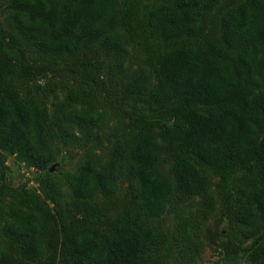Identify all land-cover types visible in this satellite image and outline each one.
<instances>
[{
    "label": "trees",
    "instance_id": "obj_1",
    "mask_svg": "<svg viewBox=\"0 0 264 264\" xmlns=\"http://www.w3.org/2000/svg\"><path fill=\"white\" fill-rule=\"evenodd\" d=\"M221 1L177 0L151 9L147 27L171 45L157 67L158 85L149 93L166 117L150 120L130 139L119 138L108 162L93 154L71 176L81 209L90 208L99 191L114 195L124 173L136 180L114 232L69 219L63 189L47 172L41 187L45 197L27 188L10 193L13 220L0 227V234L18 244L22 259L0 249V264H150V254L163 240L149 227L150 218L166 211L175 188L184 197L208 190L194 159L224 179L238 172L254 175L258 186L237 219L252 225L264 218V0H241L229 9L220 37L180 44L202 35L204 17ZM10 5L9 24L28 45L54 60H69L102 38L106 48L122 50L125 35L118 28L131 26L133 17L118 0H11ZM12 58L0 59V147L47 170L54 161L46 136L48 112L11 89ZM40 69L22 58L18 74L33 77L45 67ZM128 88L148 94L143 81L134 80ZM96 121L100 117L91 109L73 108L61 99L56 103L54 123L62 137ZM154 127L168 141L175 184L159 170L162 147ZM4 195L0 188V217L7 212L1 204ZM261 240L250 254L264 262Z\"/></svg>",
    "mask_w": 264,
    "mask_h": 264
},
{
    "label": "rangeland",
    "instance_id": "obj_2",
    "mask_svg": "<svg viewBox=\"0 0 264 264\" xmlns=\"http://www.w3.org/2000/svg\"><path fill=\"white\" fill-rule=\"evenodd\" d=\"M176 1L118 0L119 7L130 8L133 16L131 26L118 28L125 35L122 50L106 48L102 38L84 46L69 60H54L27 44L8 22L11 0H0V59L5 55L13 57L15 73L10 80L11 89L20 98L35 100L47 109L46 136L54 152L53 163L44 170L0 147V188L5 192L1 204L7 208L5 216L0 217V227L13 220L8 211L12 202L10 193L14 189L27 188L45 197L41 187L49 172L63 189L69 219L82 226L114 232L116 219L130 204L131 187L136 186V180L124 173L114 195L99 191L91 207L81 209L70 184L71 176L79 173L93 154L108 162L119 138L130 139L150 120L166 117L164 108L154 103L149 93L158 85L157 67L171 45L147 26L154 6L171 5ZM240 1L222 0L204 17L202 35L184 39L180 44L207 36L220 37L225 13ZM22 58L30 65L45 69H40L33 77L19 75ZM134 80L147 83L146 96L129 90L128 85ZM59 99L73 108L91 109L100 121L93 125H77L72 136L62 137L54 123ZM153 129L162 147L159 170L175 184L174 162L167 152L168 141L160 129ZM194 161L208 190L184 197L175 188L166 211L150 218L149 227L163 238L150 254V264H264L250 254L258 238H262L264 246V218L252 225L242 224L237 219L238 210L258 186L256 177L238 172L224 179L211 166L198 159ZM0 249L15 260L22 259L18 244L2 234Z\"/></svg>",
    "mask_w": 264,
    "mask_h": 264
}]
</instances>
